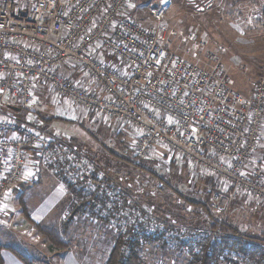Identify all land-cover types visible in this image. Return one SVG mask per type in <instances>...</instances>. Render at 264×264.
Listing matches in <instances>:
<instances>
[{"label":"built area","instance_id":"obj_1","mask_svg":"<svg viewBox=\"0 0 264 264\" xmlns=\"http://www.w3.org/2000/svg\"><path fill=\"white\" fill-rule=\"evenodd\" d=\"M130 2L0 0V217L9 194L30 179L25 170L32 154V176L50 161L61 191L95 196L99 204L91 200V211L124 241L137 239L141 250L151 239L194 255L202 230L141 213L69 141L3 112L28 109L38 88H46L80 113L130 128L136 160L165 150L227 185L231 198L264 203V80L245 97L230 86L220 60L204 67L170 49L173 33L164 23L173 0L149 7L152 27L131 19ZM98 50L122 69L105 63ZM74 66L90 86L71 79L67 70Z\"/></svg>","mask_w":264,"mask_h":264},{"label":"rangeland","instance_id":"obj_2","mask_svg":"<svg viewBox=\"0 0 264 264\" xmlns=\"http://www.w3.org/2000/svg\"><path fill=\"white\" fill-rule=\"evenodd\" d=\"M156 1L131 0L129 16L143 27H152L148 9ZM164 24L173 33L171 50L204 67L214 57L220 60L230 86L245 97L250 98L257 82L264 80V0H173ZM73 68L81 77L79 67ZM9 110L3 112L19 121L30 119L39 130L58 135L84 152L105 182L141 213L169 225L202 230L197 253L211 240L217 245L224 241L219 230H212L213 219L234 227L244 237L245 246L258 248L245 249L256 253V258L263 256L264 203L231 198L227 185L175 160L165 150L136 160L135 133L130 128L80 113L46 88H38L28 109ZM259 154L264 160V151ZM35 165L36 156L30 154L25 170L30 179L20 181L1 212L0 264H15L13 252L35 264H66L73 258L68 255L82 264H103L117 236L91 211V200L93 204L99 200L80 193L70 197L61 191V177L51 170L50 161L42 163L39 177L32 176ZM35 225L58 231L59 238L68 243L67 249H51L36 233ZM31 229L34 235L24 233ZM212 231L215 236L209 237L207 233L213 235ZM145 243L141 251L147 264H190L192 260L157 242Z\"/></svg>","mask_w":264,"mask_h":264},{"label":"trees","instance_id":"obj_3","mask_svg":"<svg viewBox=\"0 0 264 264\" xmlns=\"http://www.w3.org/2000/svg\"><path fill=\"white\" fill-rule=\"evenodd\" d=\"M100 221L109 226L106 220L101 219ZM67 225L68 223L65 227ZM211 228H213L212 230H219L224 241H222L221 245L213 243L212 240L211 242H207L199 252L200 254L189 255L192 258L190 264H264V254L256 258V253H252L250 249H245L251 246H245L248 244L245 243L244 237L242 239L240 233L234 227L227 223H218L212 219ZM35 229L36 233L40 235L45 243L50 245L51 249L62 251L67 249L68 243L59 238L58 231L40 225H35ZM232 234H235L239 238ZM150 240L147 239L146 241ZM251 248L253 251L255 249L258 250L257 247L252 246ZM141 250L138 248L137 239L132 238L124 241L121 237L117 236L103 264H147L143 259ZM13 253L20 263L35 264L29 257L21 255L18 252ZM177 254L181 255L180 253Z\"/></svg>","mask_w":264,"mask_h":264},{"label":"crops","instance_id":"obj_4","mask_svg":"<svg viewBox=\"0 0 264 264\" xmlns=\"http://www.w3.org/2000/svg\"><path fill=\"white\" fill-rule=\"evenodd\" d=\"M98 53L100 54V52H99V50H98ZM102 54V55H101ZM100 54V56H101V59L105 62V63H107L108 65H110V66H112V67H114V68H118V69H122V67L120 66V64L118 63V61H116L115 59H113V58H110V57H108V56H106L104 53H101ZM68 74H69V76L71 77V79H73L74 81H78V82H80L81 84H83V85H85V86H90V82H89V80L87 79V78H85V77H83V75L81 74V77H77L78 76V73L76 74H74V68L73 67H68ZM74 74V75H73ZM79 75H80V73H79ZM262 156V155H261ZM261 156H259V157H261ZM256 160V159H255ZM262 162L264 163V160H262ZM56 180V179H55ZM69 195V194H68ZM70 197H77V194L76 193H71L70 195H69ZM82 204V203H81ZM69 257H73V258H75V259H73V258H71V259H67V263L66 264H82L80 261H79V259L77 258V257H75V256H72V255H68ZM11 260H13V261H15L16 263L15 264H22V263H20L17 259H11ZM2 264V263H1Z\"/></svg>","mask_w":264,"mask_h":264},{"label":"water","instance_id":"obj_5","mask_svg":"<svg viewBox=\"0 0 264 264\" xmlns=\"http://www.w3.org/2000/svg\"><path fill=\"white\" fill-rule=\"evenodd\" d=\"M13 110H16L17 112H18V111H20V109H19V108H13Z\"/></svg>","mask_w":264,"mask_h":264}]
</instances>
